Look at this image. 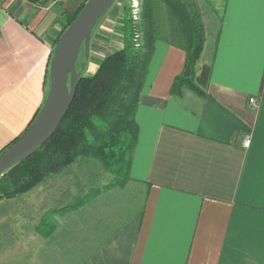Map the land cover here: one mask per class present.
Returning <instances> with one entry per match:
<instances>
[{
    "label": "crops",
    "instance_id": "obj_1",
    "mask_svg": "<svg viewBox=\"0 0 264 264\" xmlns=\"http://www.w3.org/2000/svg\"><path fill=\"white\" fill-rule=\"evenodd\" d=\"M52 2L0 0V151L25 130L48 91L62 25ZM214 2L220 14L196 62L199 91L170 92L184 50L154 42L126 188L105 187L81 210L21 215L7 234L19 243L3 242L0 262L264 264V0ZM146 4L153 26L166 28L164 0ZM119 10L106 11L91 31L82 72L97 67L106 46L122 45Z\"/></svg>",
    "mask_w": 264,
    "mask_h": 264
},
{
    "label": "trees",
    "instance_id": "obj_2",
    "mask_svg": "<svg viewBox=\"0 0 264 264\" xmlns=\"http://www.w3.org/2000/svg\"><path fill=\"white\" fill-rule=\"evenodd\" d=\"M84 2L66 15L58 36ZM164 3V29L153 26L146 0L142 1L141 27L133 23L129 5L123 6L122 45L104 54L92 72H81L71 103L54 132L29 155L3 171L0 202L30 199L36 209L32 213L23 211L30 220L38 212L48 215L54 211L81 210L89 195L94 196L105 187L126 188L137 139L135 109L155 40L162 38L184 50L183 66L174 76L170 92L179 94L184 87L199 91L195 82L196 62L213 17L220 14V9L204 10V3L198 0ZM139 33L141 42L136 46L134 38ZM107 175L110 180L105 183ZM4 206L8 207L7 203ZM2 243L0 238V246Z\"/></svg>",
    "mask_w": 264,
    "mask_h": 264
},
{
    "label": "water",
    "instance_id": "obj_3",
    "mask_svg": "<svg viewBox=\"0 0 264 264\" xmlns=\"http://www.w3.org/2000/svg\"><path fill=\"white\" fill-rule=\"evenodd\" d=\"M115 0H85L74 18L59 35L51 56L49 88L44 101L28 127L0 152V175L29 155L56 129L75 93L79 75L89 56L92 28ZM83 45L85 60L76 69Z\"/></svg>",
    "mask_w": 264,
    "mask_h": 264
},
{
    "label": "rangeland",
    "instance_id": "obj_4",
    "mask_svg": "<svg viewBox=\"0 0 264 264\" xmlns=\"http://www.w3.org/2000/svg\"><path fill=\"white\" fill-rule=\"evenodd\" d=\"M51 1H53L54 3L52 2V4L49 5L50 6L49 9H53L54 10V13L55 14L57 13L56 19H58V21L63 25L65 23V21H66V18H67L66 15L69 12H72V11L76 10V8L79 6V4L81 2H83L84 0H49V2H51ZM140 1H141V4H142V1L143 0H140ZM198 1L200 3H204V5H203L204 10L215 7V3H216V2H214L215 0H198ZM128 2H129V0H115L112 3V5L108 8L107 11H109L111 9H114L115 10L117 8V9H120L119 12H121V14H122L123 6L126 5L128 7V5H129ZM218 2H219V0H217V3ZM130 13H131V11H130ZM101 17L97 20V22L94 25L95 32L97 31L98 27H100V25H101L100 23H102V21L99 22V20L101 19ZM131 17H132V15H131ZM133 23H134V21H133ZM140 23H141V14H140V18L138 19V22H135V24L137 26H140ZM96 25H97V28H96ZM94 27L92 28V31H93ZM120 33H121V39H122V31ZM120 33H119V35H120ZM120 41H122V40H120ZM140 42H141V40H140ZM54 46H53L52 49H54ZM136 46H138V45H136ZM106 47L107 48L105 50H103L102 52H100V54L101 55L103 54V56H104V54H106L109 51L113 50L115 48V44H111L110 46H106ZM82 60H85L83 45H81V47L79 49V52H78V55H77V59H76V69H77V71L80 68V63H81ZM49 66H50V64H49ZM87 73H88V71H87ZM18 201L19 200L13 201V199H9L6 202H3V201L0 202V238L3 240L4 243L6 241L9 242V240L12 243H17V242L19 243V240L18 239H15V237L12 238L11 235H9V236H11L9 239H6L5 238L6 237L5 235L11 233L10 232V229H11V225L13 224L11 222L14 221V223L18 226L19 218L22 217L21 216L22 214L24 215V212L23 211H26V213H28V212L31 211V213H32L36 209V207H34L33 203L30 202V199H25V200L20 199V201L19 202ZM5 203H7V206L8 207H5L4 206ZM9 214L11 216H9ZM8 218H10L11 220L8 221ZM12 218L14 220H12ZM17 226L14 225V227H17ZM18 227L16 229H18ZM16 240H17V242H16ZM34 240H36V239H34ZM15 245L17 246L18 244H15ZM18 250L17 251L16 250L15 251H12L11 254L14 257V259L12 261H14L15 259L18 260V258H19V252H18ZM0 263L3 264V262H0Z\"/></svg>",
    "mask_w": 264,
    "mask_h": 264
},
{
    "label": "built area",
    "instance_id": "obj_5",
    "mask_svg": "<svg viewBox=\"0 0 264 264\" xmlns=\"http://www.w3.org/2000/svg\"><path fill=\"white\" fill-rule=\"evenodd\" d=\"M129 7H130V11H131V15H132V19L135 22H138V19L140 18V14H141V10H142V4L140 0H129L128 2ZM134 40L135 45H139L140 44V40H141V35L136 34ZM248 100L252 103L255 104L257 102L255 97H249ZM249 143V139L248 137H245L243 140V144L247 145Z\"/></svg>",
    "mask_w": 264,
    "mask_h": 264
}]
</instances>
